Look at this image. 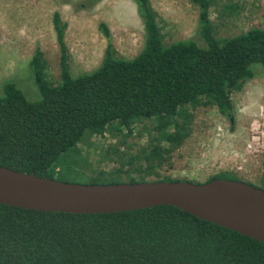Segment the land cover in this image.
I'll list each match as a JSON object with an SVG mask.
<instances>
[{
  "label": "trees",
  "instance_id": "trees-1",
  "mask_svg": "<svg viewBox=\"0 0 264 264\" xmlns=\"http://www.w3.org/2000/svg\"><path fill=\"white\" fill-rule=\"evenodd\" d=\"M101 1L82 0L75 6L87 10ZM132 1L144 25L142 51L131 59L122 57L110 28L101 22L99 31L107 41L103 61L77 76L71 72L66 25L58 12L53 15L60 78L55 82L47 76L43 52L37 49L29 67L40 99H28L13 80L3 83L0 166L55 180L63 171L62 156L86 132L122 128L131 133L132 124L156 119L151 130L156 135L138 161L119 156L120 168L107 176L93 174L91 184H112L102 181L125 176L126 183L152 177L172 181L160 179L158 169L183 144L190 109L213 105L233 117L232 95L264 75V28L220 38L211 19L220 0H190L199 9L202 42L167 43L151 0ZM215 178L238 180L223 173L209 181ZM0 264H264V243L173 206L66 214L0 204Z\"/></svg>",
  "mask_w": 264,
  "mask_h": 264
},
{
  "label": "rangeland",
  "instance_id": "rangeland-1",
  "mask_svg": "<svg viewBox=\"0 0 264 264\" xmlns=\"http://www.w3.org/2000/svg\"><path fill=\"white\" fill-rule=\"evenodd\" d=\"M82 0H0V94L7 80L17 82L31 101L41 97L29 63L37 49L43 52L46 74L60 78V48L53 25L59 13L66 25L65 41L73 75L97 69L104 58L107 41L99 24L108 25L118 53L134 58L145 44V30L132 0H103L87 10L75 6ZM164 28L166 42L186 39L199 42V9L190 0H151ZM218 37L227 38L253 28H264V0H220L212 10ZM233 117L223 116L216 106L190 109L191 124L183 144L158 169L160 179L205 183L223 173L264 187V149L252 142L255 132L264 131V75L246 82L232 95ZM161 123V122H160ZM157 120L136 122L132 131L108 128L86 132L80 143L63 157V171L55 180L88 185L93 174L110 175L119 169V156L135 164L153 137ZM250 144L252 147H250ZM137 179V175H132ZM152 177L149 181H156ZM128 178L102 183H126Z\"/></svg>",
  "mask_w": 264,
  "mask_h": 264
},
{
  "label": "water",
  "instance_id": "water-1",
  "mask_svg": "<svg viewBox=\"0 0 264 264\" xmlns=\"http://www.w3.org/2000/svg\"><path fill=\"white\" fill-rule=\"evenodd\" d=\"M0 204L66 214H112L173 206L264 243V189L239 180L82 185L0 166Z\"/></svg>",
  "mask_w": 264,
  "mask_h": 264
},
{
  "label": "built area",
  "instance_id": "built-area-1",
  "mask_svg": "<svg viewBox=\"0 0 264 264\" xmlns=\"http://www.w3.org/2000/svg\"><path fill=\"white\" fill-rule=\"evenodd\" d=\"M252 142L261 146V148L264 149V131L262 132H255L253 137H252ZM250 147H252V145L250 144ZM264 151V150H263Z\"/></svg>",
  "mask_w": 264,
  "mask_h": 264
}]
</instances>
